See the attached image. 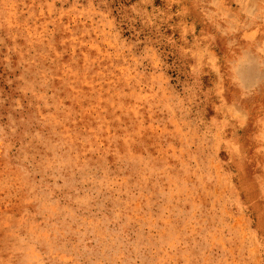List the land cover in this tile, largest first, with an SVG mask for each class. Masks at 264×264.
Masks as SVG:
<instances>
[{"label":"rangeland","instance_id":"obj_1","mask_svg":"<svg viewBox=\"0 0 264 264\" xmlns=\"http://www.w3.org/2000/svg\"><path fill=\"white\" fill-rule=\"evenodd\" d=\"M0 264H264V0H0Z\"/></svg>","mask_w":264,"mask_h":264}]
</instances>
